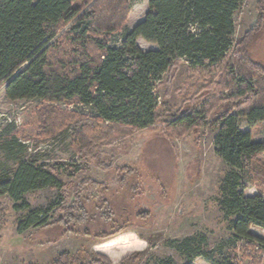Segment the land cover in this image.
<instances>
[{
	"label": "trees",
	"instance_id": "obj_1",
	"mask_svg": "<svg viewBox=\"0 0 264 264\" xmlns=\"http://www.w3.org/2000/svg\"><path fill=\"white\" fill-rule=\"evenodd\" d=\"M243 3L148 0L145 19L113 45L112 36L123 30L129 15V0H0V88L4 87L11 101L40 100L52 106L89 110L91 118L49 107L43 121L52 125V133L58 123L62 126V122L80 117L135 132L158 123L157 86L181 61L201 68L227 62L231 83L235 84L229 98L235 102L233 108L210 122L217 103H204L172 118L167 127L186 132L209 126L216 132L215 152L234 170L223 181L219 205L234 239L243 241L245 248L257 245L264 251V238L251 232L252 228L264 230V197L246 196L242 176L236 172H248L259 191L264 190V163L259 159L264 154V140L254 141L252 133L262 125L264 134V64L253 59L248 47L249 38L263 30L264 15L243 41L235 44V16ZM259 4L264 5V0ZM139 38L157 49L143 51ZM76 141L87 145L86 131L80 132ZM21 153L22 147L15 143L0 145V196H9L15 211H27L18 223V233L62 223L63 219L50 223L48 211L31 209L24 197L57 189L62 205L64 184L36 159L22 160ZM54 208L55 204L49 211ZM73 217L69 216L70 220ZM106 237L110 236L101 238ZM177 250L187 264H196L198 258L209 264H237L235 257L224 255L222 250L219 255L205 250L196 237L177 243ZM92 261L111 264L104 256ZM158 264L175 261L167 258Z\"/></svg>",
	"mask_w": 264,
	"mask_h": 264
},
{
	"label": "rangeland",
	"instance_id": "obj_2",
	"mask_svg": "<svg viewBox=\"0 0 264 264\" xmlns=\"http://www.w3.org/2000/svg\"><path fill=\"white\" fill-rule=\"evenodd\" d=\"M259 2L244 0L236 14L235 44L243 41L256 27L260 15H264V5ZM129 3L123 30L111 38L113 45L148 13V0ZM138 45L143 51L157 49L143 38H139ZM248 47L253 59L264 64V27L257 36L249 38ZM229 72L227 62L216 68H201L181 61L157 86L158 123L135 132L80 117L62 122V126L58 123L52 133V125L43 121L49 107L91 118L89 110L63 104L52 106L40 100L11 101L5 96L4 87L0 88V145L15 143L22 147V160L36 159L38 165L47 166L64 184L65 197L61 205L57 189L27 194L24 199L31 209L48 211L50 223L63 221L19 234L18 223L27 211H15L10 197L0 196V264H27L35 256L34 249H40L32 246L35 243L48 245L42 254L55 253L61 247L60 238H65L62 245L70 248L63 254L64 262L91 264L103 256L89 252L92 244L109 241L123 232L136 234L148 245L146 252L131 254L125 264H158L167 258L176 264H187L177 243L189 237H196L205 250L216 255L220 250L232 255L237 264H264L262 249L257 245L245 248L243 241L234 239L229 220L219 205L223 181L234 170L215 152L216 132L209 126L186 132L169 131L167 127L172 118L204 103H217L210 122L233 108L235 102L229 98L235 84L231 83ZM243 127L246 128L245 122ZM82 131H86L87 145L76 141ZM262 133L263 126H257L255 137ZM259 159L264 163V154ZM236 172L242 176L246 196L264 197V190L259 191L248 172ZM54 204L55 208L49 211ZM251 232L264 237L261 229L252 228ZM104 235L110 237L101 238Z\"/></svg>",
	"mask_w": 264,
	"mask_h": 264
},
{
	"label": "crops",
	"instance_id": "obj_3",
	"mask_svg": "<svg viewBox=\"0 0 264 264\" xmlns=\"http://www.w3.org/2000/svg\"><path fill=\"white\" fill-rule=\"evenodd\" d=\"M257 127H255L252 130L253 133V140L256 142L263 141L264 140V134L262 133L260 137H255V130ZM264 231V230H263ZM259 236V235H256ZM261 237V236H259ZM264 238V237H261ZM65 240V238H60L58 241V244H61V247L57 249L54 252H50L49 255L42 254L47 251L48 245L45 244V242H42L41 244L43 246H40L41 244H33L32 246L34 248H40V249H34L35 256L30 259V261L27 264H70L72 261L67 260L64 262L65 257L63 254L69 252V247L67 245H62V242ZM32 247V248H33ZM148 248V245L140 240L138 236L134 233H122L120 236L111 239L106 242H95L92 244L89 252L94 254H100L105 257H107L112 264H125L124 260L131 256V254H134L136 252L144 253L146 252V249ZM73 250V248H71ZM57 254V255H56ZM61 255L59 258L58 255ZM16 261V260H15ZM88 261V260H87ZM18 263V261H17ZM85 262H77L76 264H84ZM196 264H209L207 263L203 258H198L195 260ZM176 264V263H175Z\"/></svg>",
	"mask_w": 264,
	"mask_h": 264
},
{
	"label": "water",
	"instance_id": "obj_4",
	"mask_svg": "<svg viewBox=\"0 0 264 264\" xmlns=\"http://www.w3.org/2000/svg\"><path fill=\"white\" fill-rule=\"evenodd\" d=\"M21 71H19L17 74H19ZM14 79V78H13ZM13 79H11L6 85H5V87L6 86H8V84L13 80Z\"/></svg>",
	"mask_w": 264,
	"mask_h": 264
},
{
	"label": "built area",
	"instance_id": "obj_5",
	"mask_svg": "<svg viewBox=\"0 0 264 264\" xmlns=\"http://www.w3.org/2000/svg\"><path fill=\"white\" fill-rule=\"evenodd\" d=\"M258 249H260L259 247H257Z\"/></svg>",
	"mask_w": 264,
	"mask_h": 264
}]
</instances>
